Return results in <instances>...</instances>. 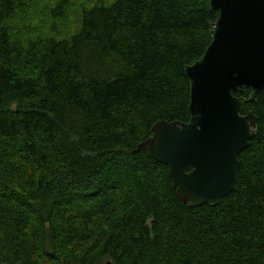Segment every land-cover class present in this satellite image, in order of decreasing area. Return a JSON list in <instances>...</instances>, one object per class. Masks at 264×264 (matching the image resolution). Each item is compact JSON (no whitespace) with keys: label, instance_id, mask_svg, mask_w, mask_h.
Returning a JSON list of instances; mask_svg holds the SVG:
<instances>
[{"label":"trees","instance_id":"16d2710c","mask_svg":"<svg viewBox=\"0 0 264 264\" xmlns=\"http://www.w3.org/2000/svg\"><path fill=\"white\" fill-rule=\"evenodd\" d=\"M210 0H0V264H264V90L236 189L185 205L137 146L190 119Z\"/></svg>","mask_w":264,"mask_h":264},{"label":"water","instance_id":"95a60500","mask_svg":"<svg viewBox=\"0 0 264 264\" xmlns=\"http://www.w3.org/2000/svg\"><path fill=\"white\" fill-rule=\"evenodd\" d=\"M218 18L204 55L185 66L188 121L160 120L135 152L166 165L181 201L218 205L236 189L240 154L255 137L257 117L243 114L242 95L264 90V0H210ZM106 264H112L108 261Z\"/></svg>","mask_w":264,"mask_h":264},{"label":"bare ground","instance_id":"6f19581e","mask_svg":"<svg viewBox=\"0 0 264 264\" xmlns=\"http://www.w3.org/2000/svg\"><path fill=\"white\" fill-rule=\"evenodd\" d=\"M186 205V204H185ZM189 206V205H188Z\"/></svg>","mask_w":264,"mask_h":264}]
</instances>
